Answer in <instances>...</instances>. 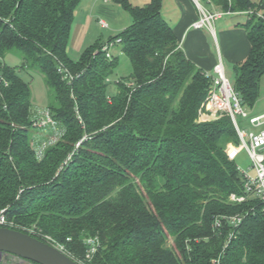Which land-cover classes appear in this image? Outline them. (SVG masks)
<instances>
[{"label": "trees", "instance_id": "1", "mask_svg": "<svg viewBox=\"0 0 264 264\" xmlns=\"http://www.w3.org/2000/svg\"><path fill=\"white\" fill-rule=\"evenodd\" d=\"M81 1L0 0V210L14 228L50 236L77 260L84 240L98 237L88 264H264V203L248 196L227 154L239 142L235 126L229 116L199 120L212 80L179 47L163 0H114L132 17L109 40L120 39L132 64L114 94L118 57L109 59L103 42L76 60L68 53ZM210 1L264 11L263 0ZM245 27L251 48L233 86L252 108L264 75V19L252 16ZM10 53L21 64H7ZM21 70L45 76L48 110L63 133L41 158L35 134L44 128L34 125Z\"/></svg>", "mask_w": 264, "mask_h": 264}, {"label": "built area", "instance_id": "2", "mask_svg": "<svg viewBox=\"0 0 264 264\" xmlns=\"http://www.w3.org/2000/svg\"><path fill=\"white\" fill-rule=\"evenodd\" d=\"M196 2L198 5H200L199 0H196ZM245 13L249 17L256 16L258 18L264 19V11L262 10L249 9L246 10ZM221 15L222 12L220 11L202 10L201 17L193 23V27L201 28L210 25ZM98 23L103 28H109L108 22H106L104 19L99 20ZM119 42L120 39H117L115 41H109V43L104 45L103 51L106 53V56L109 59L113 56L112 53H110L111 46L117 45ZM60 72L69 82L73 80L74 76L65 66L61 67ZM215 73V76H210L208 73H206L208 77H211L212 81L207 95V102L204 108L200 111L199 120H216L222 118L223 116L231 117L239 142L238 144H229L227 148V154L230 159L235 160L238 152L241 149L246 150L251 159V171L245 170L241 173L240 167L238 165V169L243 176L244 189L248 196L254 197L264 203V114L249 115L248 110L242 103L240 95L236 92L233 84L229 81L222 63H219L215 66ZM37 113L38 114L34 123L35 126L41 128H46L49 126L53 129H56L57 123L52 119L48 109L46 113L40 111H37ZM239 117L243 119H249L252 129L242 127L238 120ZM61 134L62 133L59 130V134L53 137V141H45V143L41 146V149H36L39 158L43 157L45 148L48 145L55 143ZM229 199L232 201H243L244 197L231 194ZM241 220V216L232 217V221L236 224L240 223ZM0 226L14 228V223L8 219L5 209L0 210ZM45 239L59 250L71 256L65 249L64 245L55 242L50 236L47 235L45 236ZM68 239L70 240V238ZM84 242L86 245V251L84 255L78 260L72 256L71 257L81 264H88L92 261L94 255L97 253L100 246V240L98 237L90 236L87 237ZM20 259L21 261L33 264L32 261L22 258Z\"/></svg>", "mask_w": 264, "mask_h": 264}, {"label": "rangeland", "instance_id": "3", "mask_svg": "<svg viewBox=\"0 0 264 264\" xmlns=\"http://www.w3.org/2000/svg\"><path fill=\"white\" fill-rule=\"evenodd\" d=\"M131 4L142 6L147 4L150 0H129ZM260 2L261 0H255ZM264 4V0H263ZM104 19L109 24V28H103L98 23L99 20ZM132 17L130 13L124 10L120 4L114 0H82L77 10L75 11V19L72 25L71 37L68 45V53L71 58L76 59L82 52L90 45L96 42L109 43L110 38L119 34L125 26L130 25ZM110 53L118 57V66L109 78V93L114 94L117 91L116 82L123 77L128 76L132 71V64L126 54H124L117 45H112ZM22 57L18 54H7L5 62L11 66L21 64ZM21 70L20 75L30 84L32 91V102L36 111L46 113L49 103L52 101V89L46 84L45 76L38 71ZM229 81L233 84L234 77L227 75ZM264 108V75L261 78L260 95L252 108L247 107L249 115H257L258 112ZM239 122L242 127L252 129L249 119L239 117ZM58 128V129H57ZM59 127L56 129L47 126L41 131L36 132L37 150L49 140H52L55 135L59 134ZM63 133L61 134V136ZM60 136V137H61ZM59 137V138H60ZM54 140V139H53ZM52 140V141H53ZM51 141V142H52ZM235 161L240 167L241 173L245 170H250L251 159L246 150L241 149ZM169 244H172V238L169 239ZM0 264H30L17 256L12 254H1Z\"/></svg>", "mask_w": 264, "mask_h": 264}, {"label": "crops", "instance_id": "4", "mask_svg": "<svg viewBox=\"0 0 264 264\" xmlns=\"http://www.w3.org/2000/svg\"><path fill=\"white\" fill-rule=\"evenodd\" d=\"M199 3L196 0H163L162 14L173 26L179 47L198 68L215 76V66L222 63L226 74L234 77L235 66L250 52L245 23L251 17L245 11H226L210 0H199ZM202 10L220 11L222 15L210 25L194 28L193 23L201 17ZM261 114L264 108L257 115Z\"/></svg>", "mask_w": 264, "mask_h": 264}, {"label": "water", "instance_id": "5", "mask_svg": "<svg viewBox=\"0 0 264 264\" xmlns=\"http://www.w3.org/2000/svg\"><path fill=\"white\" fill-rule=\"evenodd\" d=\"M1 254H12L38 264H81L49 242L6 226H0Z\"/></svg>", "mask_w": 264, "mask_h": 264}]
</instances>
